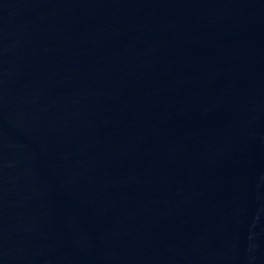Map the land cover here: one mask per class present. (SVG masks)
<instances>
[{"label": "water", "instance_id": "obj_1", "mask_svg": "<svg viewBox=\"0 0 264 264\" xmlns=\"http://www.w3.org/2000/svg\"><path fill=\"white\" fill-rule=\"evenodd\" d=\"M0 264H264V0H0Z\"/></svg>", "mask_w": 264, "mask_h": 264}]
</instances>
